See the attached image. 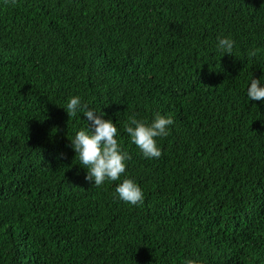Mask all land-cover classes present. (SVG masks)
<instances>
[{
	"label": "trees",
	"instance_id": "obj_1",
	"mask_svg": "<svg viewBox=\"0 0 264 264\" xmlns=\"http://www.w3.org/2000/svg\"><path fill=\"white\" fill-rule=\"evenodd\" d=\"M262 77L264 0H0V264H264ZM73 96L116 124L120 180L85 179ZM156 113L146 159L124 127Z\"/></svg>",
	"mask_w": 264,
	"mask_h": 264
},
{
	"label": "clouds",
	"instance_id": "obj_2",
	"mask_svg": "<svg viewBox=\"0 0 264 264\" xmlns=\"http://www.w3.org/2000/svg\"><path fill=\"white\" fill-rule=\"evenodd\" d=\"M16 0H12L13 5ZM235 41L230 37H218V48L225 54L231 55ZM261 50L256 48L249 52V57H255ZM264 78V77H262ZM261 79L251 78L247 89L248 100H264V83ZM66 112L69 117H75L83 113L87 118V127L78 131L70 140L76 157L86 169L85 179L94 182L99 187L105 181H118L125 174L127 161L131 159L129 153L122 149L116 139L118 128L111 119H104L105 113L97 114L82 101V97L73 96L67 101ZM174 124L171 115L156 113L153 120H138L135 116L128 118L124 130L146 159H158L162 151L158 146V139L167 137L169 128ZM116 193L123 202L137 206L144 203V192L139 184L125 178L116 187ZM184 264H202L199 258H188Z\"/></svg>",
	"mask_w": 264,
	"mask_h": 264
}]
</instances>
